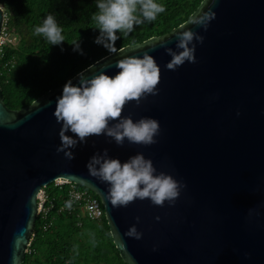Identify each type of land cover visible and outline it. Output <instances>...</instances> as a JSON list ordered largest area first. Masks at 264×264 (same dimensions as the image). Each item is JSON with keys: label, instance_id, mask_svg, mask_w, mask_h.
Here are the masks:
<instances>
[{"label": "water", "instance_id": "1", "mask_svg": "<svg viewBox=\"0 0 264 264\" xmlns=\"http://www.w3.org/2000/svg\"><path fill=\"white\" fill-rule=\"evenodd\" d=\"M204 12L213 14L207 30L188 24ZM5 16L0 4V32ZM190 18L183 24L204 36L196 42L194 63L169 70L171 56L163 47L152 49L169 38L175 48L179 25L124 46L71 79L76 84L80 74L114 75L117 60L149 51L161 67L159 92L139 104L127 102L122 115L158 119L154 144L125 140L120 146L93 135L69 160L56 151L61 124L53 115L65 84L20 109L5 103L0 84V264L24 261L39 191L62 180L99 196L128 264H264V0H203ZM104 149L122 161L142 152L186 187L174 205L137 199L114 207L107 185L86 168ZM132 227L142 234L139 239L128 234Z\"/></svg>", "mask_w": 264, "mask_h": 264}, {"label": "clouds", "instance_id": "2", "mask_svg": "<svg viewBox=\"0 0 264 264\" xmlns=\"http://www.w3.org/2000/svg\"><path fill=\"white\" fill-rule=\"evenodd\" d=\"M94 3L97 10L92 14V20L99 30L95 43L110 52H116L115 44L121 36H127L145 22L155 21L165 12V6L157 0H94ZM212 18L213 14L204 12L190 18L188 24L207 30ZM62 31L56 17L49 13L34 26L33 35L42 36L50 45H60L65 41ZM171 39H160L158 45L152 46V49L163 47L171 56L165 65L167 69L176 70L185 62L196 61V42L203 43L204 36L182 24L175 31V48L169 46ZM73 45L74 51L83 54L79 42ZM115 67L119 71L114 75L107 71L91 76L80 74L76 84L69 79L57 97L53 115L61 128L56 151L63 152L67 159H74L73 149L86 144L88 137L93 135H104L120 146L125 140L142 145L157 142L161 131L158 119L150 116L134 119L131 115H122V111L127 102L135 100L139 104L148 94L159 92L160 65L149 51H145L142 55L117 60ZM86 168L89 175L107 185L106 196L114 207H127L137 199H148L157 206L166 202L174 205L186 187L171 173L158 171L152 159L142 152L122 161L104 149L89 158ZM68 206L71 207V202ZM139 219L136 217L137 221ZM155 219L160 220V217ZM128 234L137 239L142 235L135 227Z\"/></svg>", "mask_w": 264, "mask_h": 264}, {"label": "trees", "instance_id": "3", "mask_svg": "<svg viewBox=\"0 0 264 264\" xmlns=\"http://www.w3.org/2000/svg\"><path fill=\"white\" fill-rule=\"evenodd\" d=\"M202 1L157 0L165 6V12L155 21L145 22L127 36H121L116 41V51L169 33L186 22ZM0 4L5 7L11 39H17L6 49L7 59L15 56L14 67L0 74L3 97L11 108L29 106L41 95L61 87L90 65L114 53L95 43L99 30L92 20L97 10L94 0H0ZM49 13L62 27L65 41L60 45H50L42 36L33 35L34 26ZM77 42L83 54L73 50V43ZM47 189L51 195L56 194L53 182ZM59 205L50 211L47 219L38 216L30 251L21 264H128L114 242L106 215L94 221L68 209L60 211Z\"/></svg>", "mask_w": 264, "mask_h": 264}, {"label": "built area", "instance_id": "4", "mask_svg": "<svg viewBox=\"0 0 264 264\" xmlns=\"http://www.w3.org/2000/svg\"><path fill=\"white\" fill-rule=\"evenodd\" d=\"M11 34L7 28L6 19H4L1 32H0V74H4V70L8 68L11 70L15 64V56L6 58V49L10 42ZM15 42V41H14ZM56 188V194L53 196L47 189V186H43L38 194V216L42 215L44 219H47L50 211L59 205V210L68 209L71 212H76L79 217L87 218L94 221L102 220L105 216V208L102 204L99 196L89 188H81L77 183L71 181H57L53 182ZM71 202V207L68 203ZM81 223V222H79ZM47 228V225H44ZM29 243L27 251H30V245L33 240Z\"/></svg>", "mask_w": 264, "mask_h": 264}, {"label": "rangeland", "instance_id": "5", "mask_svg": "<svg viewBox=\"0 0 264 264\" xmlns=\"http://www.w3.org/2000/svg\"><path fill=\"white\" fill-rule=\"evenodd\" d=\"M15 42H17V39L15 38V39H13Z\"/></svg>", "mask_w": 264, "mask_h": 264}]
</instances>
